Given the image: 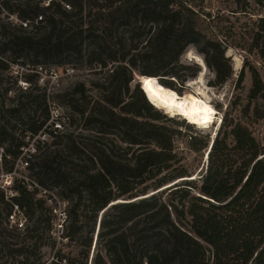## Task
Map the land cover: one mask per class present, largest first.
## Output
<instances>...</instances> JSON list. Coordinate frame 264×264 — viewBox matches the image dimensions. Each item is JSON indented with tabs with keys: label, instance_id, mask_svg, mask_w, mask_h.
Instances as JSON below:
<instances>
[{
	"label": "trees",
	"instance_id": "trees-1",
	"mask_svg": "<svg viewBox=\"0 0 264 264\" xmlns=\"http://www.w3.org/2000/svg\"><path fill=\"white\" fill-rule=\"evenodd\" d=\"M89 1L0 0L2 67L37 69L83 53L101 67L111 65L104 82L92 84L100 92L87 102L89 110L63 100L93 135L79 144L65 134V146L70 155L84 154L91 168L64 160L56 142L41 149L35 140L29 152L34 136L51 133L44 94L38 102L33 88H19L24 102L0 103V168L12 173L24 162L29 179L14 180L10 193L0 194V264H264V145L245 125L226 123L222 116L211 139L187 135L191 151L206 150L205 169L197 178L158 190L188 176L174 147L181 130L146 118L161 111L153 94L163 88L176 94L180 107L199 101L190 94L179 100L183 93L174 84L200 71L195 63L180 62L188 46L202 55L212 85L219 86L232 75L225 50L234 44L203 32L198 13L183 0H112L106 6ZM249 1L264 9V0ZM86 4H94L89 20L83 18ZM249 22L238 46L264 61V15ZM249 61L245 58L238 81L248 69L249 100H264V82ZM136 71L139 83L131 89ZM28 106L31 115L25 114ZM38 111L42 120L35 119ZM17 115L27 125L20 133L8 126V118ZM254 115L262 118L264 110L256 107ZM189 123L186 127L195 128ZM164 170L171 174L156 178ZM150 188L156 191L149 193ZM39 189L66 201L59 235L48 204L52 197L37 196ZM16 214L24 223L14 221ZM68 245L74 252L64 250ZM44 248L51 251L49 259Z\"/></svg>",
	"mask_w": 264,
	"mask_h": 264
},
{
	"label": "rangeland",
	"instance_id": "rangeland-1",
	"mask_svg": "<svg viewBox=\"0 0 264 264\" xmlns=\"http://www.w3.org/2000/svg\"><path fill=\"white\" fill-rule=\"evenodd\" d=\"M96 1L102 6L109 5V3L112 2V0H95V2ZM47 2L48 0H42L41 4L46 5ZM183 2L198 13L199 27L203 32L212 38L221 39L227 44H234V46L226 47L225 50V56L229 58L232 66V75L222 85L213 86V73L206 68L207 72L205 71L204 74H202V77L200 78L201 81H199L198 84L187 83L190 78L182 85L174 82V84L180 89V93H183L179 100H181L185 94L197 96L198 91L203 93L202 96L204 98H209L205 104L207 107L210 106L209 108L213 111V119L211 120L212 123L207 125H197L196 121L193 120L192 116L189 114L197 102L193 106H187L186 108H181L177 104L176 110L169 112L161 107L160 101L164 97L175 101V99H177L176 94L167 88L157 90L155 93V106L161 111L158 110V112H154L152 115H147L149 117L146 116V118L147 120L155 122H165L168 126L181 130V133L174 138V147L178 156H180V166L187 170L188 175L186 177L173 180L158 190L172 185L173 183L181 184L182 182H185L184 180L190 181L193 178H197L199 171L205 169L207 163V153H205L206 150L204 149L201 152L191 151L187 145V135H199L200 138L204 140L211 139L214 137L218 128L219 119L222 118V116H225L226 120H224V122L226 121V123L234 124L235 122H240L245 125L251 131L256 140L261 145H264V117L257 118L254 115L256 107H258L261 112L264 110V100H249L248 93L251 87V76L248 69L245 70L243 80L241 82L238 81L239 72L243 62L245 58H248L250 60L249 63L257 69L262 81L264 82V61L260 60L253 53L248 54L245 52L243 50L244 47L241 48L238 46L243 44V39H241V37L245 33L244 30L246 29L247 24L250 23L249 18L262 14L264 15V9L249 0H240L239 4L236 0H183ZM93 5H84V20L92 18V16H88V12L90 11V14H92L93 10L91 12L89 8ZM10 19L19 23V20L13 16ZM97 26V24L93 25V27ZM143 39L144 37H142L141 40ZM188 51L194 52L195 56L203 59L202 55L190 45L180 56V62L193 65V62L191 60H187L186 58V53ZM236 63H239V66L235 69ZM110 66L111 65L101 67L96 62L91 61L88 55L84 53L81 57L73 56L69 63L45 65L37 69H32L30 66H22L15 63H7L6 67H2L0 65V103L5 101V106L7 107L16 104L18 100L24 102L25 99L22 95L17 96L19 88H33L34 95L37 96L38 102L44 94L48 107L57 108L59 111L54 119H56L60 124V131L52 134H48L46 131V134L40 135L39 137L38 135L34 136L30 140L29 152L34 151L32 148L35 147V144L37 143L35 140H37L40 142L41 149H45L48 146H57L60 149V155H62V158L67 162L76 163L87 168L92 167L90 161L84 154L76 155L71 153L72 155H70L69 150L65 146V139L63 137L65 134L71 133L75 142L79 144L92 139L93 135L91 130H87L83 125V120L80 115L73 112L69 107H66L63 100L73 99L74 104L78 105V108H86V110H89L87 102L96 98L100 92L97 88H94L92 84H102ZM201 69L202 68H199L200 71L195 77H193L194 79L200 75L202 72ZM135 73H137V71ZM158 77L165 79V77L160 75ZM25 78L30 80V83L25 82ZM135 83L136 81L132 83L130 87L131 89H133ZM78 84H81V86H78ZM5 90H8L7 95L4 94ZM29 106L32 107L30 104ZM29 106L28 110H30V112H26L25 114L31 115L32 110ZM39 112L40 111L35 114V119L42 120L43 117L39 114ZM156 114H160L165 117H161L157 120L152 119L154 117L151 116ZM22 115L24 114L22 113ZM184 116H188V119L186 120ZM20 118L21 115L8 118V126L10 128H14L16 133H20L24 127H27L26 124H22ZM186 122L195 124H191L195 128L186 127ZM50 128H48V130H50ZM107 136L108 139H113L114 141L117 140L114 135ZM230 139L231 138L229 137V142H231ZM55 142L57 145L53 146L52 144ZM116 144L121 143L116 141ZM14 169L15 171L12 173H6L0 168V194H9L14 180H18L21 177H26V180H29L27 177L28 172L24 169V162L18 161ZM93 170H95V167ZM169 174H171L170 170H164L156 178L164 176L167 177ZM39 190L40 192L37 196L45 197V195H50L52 197V201L48 200V204L53 207V213L56 215L54 218L55 235H59V227L63 222L66 210V201L53 194V191ZM155 191L152 190V188L148 190L149 193ZM16 220H18L17 224L24 223V219L21 216H17V214L14 216V221L16 222ZM94 239L95 236L93 238L89 256H92ZM64 250H71L74 252L75 248L73 245H68L64 248ZM43 252L45 254V258L49 259L51 257L50 249L44 248Z\"/></svg>",
	"mask_w": 264,
	"mask_h": 264
},
{
	"label": "bare ground",
	"instance_id": "bare-ground-1",
	"mask_svg": "<svg viewBox=\"0 0 264 264\" xmlns=\"http://www.w3.org/2000/svg\"><path fill=\"white\" fill-rule=\"evenodd\" d=\"M186 58L187 60H191L193 63H195L196 65L198 64V66H200L201 69V73L200 75L187 82V83H191V84H198L200 80V78L202 77V74H204V72L207 70L206 67L203 65L201 59L197 56L194 55V52H191V51H188L186 53ZM239 62V61H237ZM239 66V63H236L235 65V69L238 68ZM207 72V71H206ZM140 80L143 82L144 84V79H141ZM152 84V83H151ZM145 85V84H144ZM153 85V84H152ZM149 86H150V83H149ZM155 86V85H154ZM202 87V86H201ZM155 93V92H154ZM150 95H151V91H150ZM197 95L199 96L200 100L195 104L194 108L191 110V112L189 113L193 120L196 121L197 125L201 126V125H207L211 122V120L213 119V111L206 106V101H208V99L204 98L202 95L203 93L198 91L197 92ZM154 96V94H153ZM152 97V96H151ZM177 100V99H176ZM160 105L162 108H164L166 111H169V112H173L174 110H176V102L175 101H172V100H169L168 98H163L161 101H160ZM182 108H186L185 105H182L181 106ZM183 116V115H181Z\"/></svg>",
	"mask_w": 264,
	"mask_h": 264
},
{
	"label": "built area",
	"instance_id": "built-area-1",
	"mask_svg": "<svg viewBox=\"0 0 264 264\" xmlns=\"http://www.w3.org/2000/svg\"><path fill=\"white\" fill-rule=\"evenodd\" d=\"M59 113L58 109L57 108H50V119L48 121V125H49V128H50V134L52 133H57V131H60V124L57 122L56 119H54L56 117V115ZM53 127V128H52ZM43 134H46L45 132L44 133H40V135H43Z\"/></svg>",
	"mask_w": 264,
	"mask_h": 264
},
{
	"label": "water",
	"instance_id": "water-1",
	"mask_svg": "<svg viewBox=\"0 0 264 264\" xmlns=\"http://www.w3.org/2000/svg\"><path fill=\"white\" fill-rule=\"evenodd\" d=\"M199 58L201 59L203 65L207 68V66H206V64H205V62H204V60H203L201 57H199ZM197 65H198V64H197ZM134 81H136V83H139V80H137V78H136V73L134 74ZM140 88L143 89L141 85H140ZM214 136H215V134H214ZM211 144H212V140H211V142H210L209 148H210ZM209 148L207 149V152H208Z\"/></svg>",
	"mask_w": 264,
	"mask_h": 264
}]
</instances>
